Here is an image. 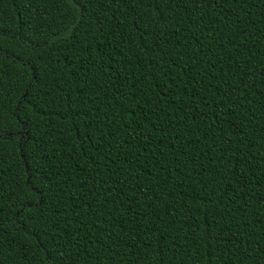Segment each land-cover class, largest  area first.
<instances>
[{"label":"trees","instance_id":"obj_1","mask_svg":"<svg viewBox=\"0 0 264 264\" xmlns=\"http://www.w3.org/2000/svg\"><path fill=\"white\" fill-rule=\"evenodd\" d=\"M0 264H264V0H0Z\"/></svg>","mask_w":264,"mask_h":264}]
</instances>
